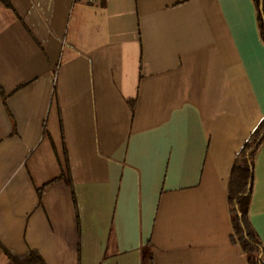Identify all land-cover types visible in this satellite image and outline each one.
<instances>
[{
  "label": "crops",
  "instance_id": "crops-1",
  "mask_svg": "<svg viewBox=\"0 0 264 264\" xmlns=\"http://www.w3.org/2000/svg\"><path fill=\"white\" fill-rule=\"evenodd\" d=\"M11 1L0 264H247L228 190L264 120L254 1ZM249 220L264 246V143Z\"/></svg>",
  "mask_w": 264,
  "mask_h": 264
},
{
  "label": "trees",
  "instance_id": "trees-1",
  "mask_svg": "<svg viewBox=\"0 0 264 264\" xmlns=\"http://www.w3.org/2000/svg\"><path fill=\"white\" fill-rule=\"evenodd\" d=\"M0 1L6 8L13 9L11 0ZM253 1L257 9L259 29L264 39V0ZM263 143L264 120L236 156L228 190L232 226L231 238L234 243L240 246L247 264H264V246L249 220L255 178V158ZM8 257L13 264H46L37 251H31L23 257L9 253Z\"/></svg>",
  "mask_w": 264,
  "mask_h": 264
},
{
  "label": "built area",
  "instance_id": "built-area-1",
  "mask_svg": "<svg viewBox=\"0 0 264 264\" xmlns=\"http://www.w3.org/2000/svg\"><path fill=\"white\" fill-rule=\"evenodd\" d=\"M85 4L92 5V6H99L103 3V0H78Z\"/></svg>",
  "mask_w": 264,
  "mask_h": 264
}]
</instances>
